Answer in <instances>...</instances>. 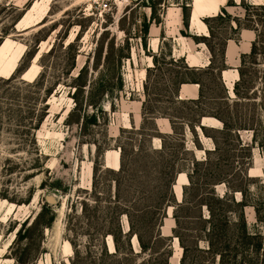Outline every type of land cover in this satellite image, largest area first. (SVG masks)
<instances>
[{
	"label": "rangeland",
	"instance_id": "374dc122",
	"mask_svg": "<svg viewBox=\"0 0 264 264\" xmlns=\"http://www.w3.org/2000/svg\"><path fill=\"white\" fill-rule=\"evenodd\" d=\"M37 1L0 0L3 61L23 52L0 77V264H258L238 234L264 238V0L225 4L257 29L229 90L219 0L188 26L190 0L160 24L150 0H45L18 25ZM194 45L213 69L188 65Z\"/></svg>",
	"mask_w": 264,
	"mask_h": 264
},
{
	"label": "trees",
	"instance_id": "16d2710c",
	"mask_svg": "<svg viewBox=\"0 0 264 264\" xmlns=\"http://www.w3.org/2000/svg\"><path fill=\"white\" fill-rule=\"evenodd\" d=\"M191 1L192 0H190V3H189V8H190V4H191ZM234 0H228V2H227V6L228 7H235V6H237L236 4H235V2H233ZM164 5H166V2H165V0H155V1H153V0H150L149 1V7H150V9H151V12H152V16L153 17H151L152 18V20H154L157 24H160L161 22L159 21V19H157L154 15V12H155V10L157 9V7H159L160 9L161 8H164L165 6ZM186 9H187V7L185 6V5H183L182 6V10H183V16H184V23L188 26V23H189V19H190V14L189 15H187L186 14ZM261 10H264V5L263 6H261ZM222 13H223V15H221V13L220 14H218V15H216V17H213V18H211V20L210 21H212V22H215V21H221V22H225V21H228L229 22V29L231 30V32L234 34V36H238V34L242 31V30H251V31H254L256 34H257V29H255L253 26H251V25H246L245 24V22H250L249 20L250 19H247L246 17L248 16L247 14L245 15V18H244V21L245 22H242L241 20H240V18L239 17H234V18H232L231 17V15L226 11V9H224V8H222ZM228 13V14H227ZM209 20H207V22H210ZM232 22H235V26H231V23ZM257 23H259V24H264V21L263 20H258L257 21ZM143 33H144V35L145 34H147V32H148V26H147V24L145 23V22H143ZM209 27V26H208ZM209 31H210V37H209V39H211L212 37H213V33H212V30H211V28L209 27ZM205 39L206 38H204V40H202L203 42H205ZM229 39H236L235 37H233V36H231L230 38H227L226 40H229ZM196 40H198V39H196ZM199 43V42H198ZM208 49H209V51H210V53L212 54V57H214L215 56V51H214V49H213V47L212 46H210V45H208ZM224 52L225 51H223V52H220V61H221V66L220 67H217L216 68V70L219 72V75H220V73L222 72V71H224V70H226V66H225V63H224V61H225V59H224ZM255 52H256V41L254 42V44H253V46H252V50H251V52H250V54L249 55H242V57H241V64H242V66L245 64V59L246 58H248L249 56H253L254 54H255ZM213 65H214V63L213 62H211V64L209 65V67L208 68H212L213 69ZM241 66V67H242ZM221 78V77H220ZM182 84H185V83H181V85ZM196 84H200L199 82H196ZM224 87V86H223ZM225 89V88H224ZM237 89V84L235 85V89L234 90H236ZM226 90V89H225ZM201 97H202V94L200 93V96H199V99H197V100H192L193 101V103L194 104H197V102L201 99ZM198 128H200V130H203L204 128H205V126L204 127H201V124H199V126H198ZM243 203L244 202H242L241 203V205L240 206H245V205H243ZM242 220V227H241V234H238V239H241V243H240V247L244 250V252H246L247 250H245L247 247H249V246H252L253 248H252V251H251V253L250 254H252V255H254V256H256V260L258 261V264H264V243H263V240H264V238H262L261 236H259V235H255V236H253V235H251L249 232H248V229H247V225H246V223H245V220H244V218H242L241 219ZM220 230V229H219ZM253 238H255V239H258V241L255 243V244H250V243H248V241L247 240H251V239H253ZM186 253V249H184V254ZM220 254V253H219ZM262 259L261 260V262H259V259ZM184 260H185V255L183 256V258H182V260H181V264H184ZM219 264H224V259H223V256L222 255H220V263Z\"/></svg>",
	"mask_w": 264,
	"mask_h": 264
},
{
	"label": "crops",
	"instance_id": "0c3cea01",
	"mask_svg": "<svg viewBox=\"0 0 264 264\" xmlns=\"http://www.w3.org/2000/svg\"><path fill=\"white\" fill-rule=\"evenodd\" d=\"M16 1V0H14ZM18 1V0H17ZM23 1H29V0H23ZM45 0H38L37 4H38V10L33 11V7L34 5H32L31 9L29 11H27L22 19L19 21L18 25L22 24V22L24 20H29V16L31 15V19H36V17L38 16V13H40V11H43L46 4H44ZM227 0H219V6H218V10L217 12H219L222 8H225V4H226ZM15 5V4H13ZM42 5V6H41ZM16 6V5H15ZM14 6V7H15ZM41 6V7H40ZM49 6V5H48ZM17 7V6H16ZM50 9V7H49ZM190 9H191V13H190V19L189 22L192 19L193 16V11H194V0L191 1L190 4ZM216 12V13H217ZM49 13V10H48ZM47 13V14H48ZM212 13H208L205 12L203 13V16H209ZM47 17V16H46ZM32 27V26H30ZM33 28V27H32ZM31 29V28H30ZM25 30H21L20 32H23ZM256 41V34L254 31L251 30H242L239 34L237 39H229L226 42V46H225V52H224V63L225 65L229 68L227 70H224L220 73V77H221V81L223 83L224 88H226L227 90H229L227 83L224 80V73L225 72H231V73H238L237 69L240 67V63H241V57L242 55H249L251 50H252V46L254 44V42ZM197 45V44H196ZM194 45V50H192L189 54L185 52V54H182V57L185 58L186 62L188 63V65L190 67H200L201 65H203L204 61L205 65L210 64V58L204 53V48H202L201 45L196 46ZM230 47L232 48V53L231 55L229 54V50ZM240 58V59H239ZM240 60V62H239ZM184 85V84H182ZM182 85L179 88V97L181 98V94H182ZM186 85H196L194 83H189ZM191 94V96L189 95ZM195 96V97H194ZM200 96V92H199V86L196 88V92L194 89L189 90V92L186 93V99H191V100H197L199 99ZM189 97V98H188ZM182 99V98H181ZM204 119H208V118H204ZM203 119V120H204ZM202 120V121H203ZM203 125L205 127H207L206 124H204V122H202Z\"/></svg>",
	"mask_w": 264,
	"mask_h": 264
},
{
	"label": "bare ground",
	"instance_id": "6f19581e",
	"mask_svg": "<svg viewBox=\"0 0 264 264\" xmlns=\"http://www.w3.org/2000/svg\"><path fill=\"white\" fill-rule=\"evenodd\" d=\"M198 1L199 0H195V2H194V7H195L194 11L195 12H193V16H192L193 23H195L196 17H197L196 10L198 9V5H197ZM7 46H8V42L5 43V45L2 48H0V77H2V76L9 77L14 72V70L16 68V62L19 60V57L23 53V52H21V54H19V53L15 54L10 60L3 61L4 55H5V53L3 51H4V48H6ZM231 53H232V48L230 47L229 54L231 55ZM32 74L34 75L35 73L32 72ZM224 77H225L226 81L228 82V85L230 86L231 89L233 88L234 83L239 79L238 73L230 74L228 72H225L224 73ZM197 87H198L197 85H186V84H184V85H182L183 93L185 94L186 89H194L195 92H196V88ZM184 94H182L183 98L185 96ZM205 120H212V119L208 118V119H205ZM116 154H117V157H118L119 156L118 152H116ZM183 181H185V178H181L178 181L177 190L181 189V185H182L181 182H183ZM67 246H69L68 243H67Z\"/></svg>",
	"mask_w": 264,
	"mask_h": 264
},
{
	"label": "water",
	"instance_id": "95a60500",
	"mask_svg": "<svg viewBox=\"0 0 264 264\" xmlns=\"http://www.w3.org/2000/svg\"><path fill=\"white\" fill-rule=\"evenodd\" d=\"M201 127H204L203 123H201ZM199 129H200V128H199ZM178 203H180V202H178Z\"/></svg>",
	"mask_w": 264,
	"mask_h": 264
}]
</instances>
